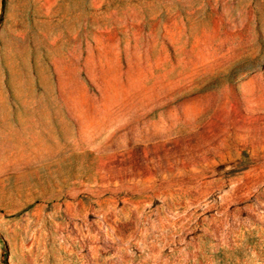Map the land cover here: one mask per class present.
Listing matches in <instances>:
<instances>
[{
    "label": "rangeland",
    "instance_id": "obj_1",
    "mask_svg": "<svg viewBox=\"0 0 264 264\" xmlns=\"http://www.w3.org/2000/svg\"><path fill=\"white\" fill-rule=\"evenodd\" d=\"M0 264H264V0H0Z\"/></svg>",
    "mask_w": 264,
    "mask_h": 264
}]
</instances>
